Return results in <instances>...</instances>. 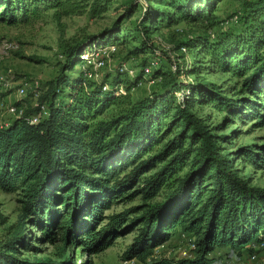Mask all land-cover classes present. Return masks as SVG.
Instances as JSON below:
<instances>
[{
  "label": "trees",
  "instance_id": "1",
  "mask_svg": "<svg viewBox=\"0 0 264 264\" xmlns=\"http://www.w3.org/2000/svg\"><path fill=\"white\" fill-rule=\"evenodd\" d=\"M219 1L143 0L134 23L141 39L130 53L156 57L151 25L180 19L200 22L206 28L203 33L188 34L172 49L191 54L188 64L173 67L166 53L158 58L168 67L144 57L134 76H122L116 69L107 77L87 78L91 70L81 66L80 57L86 41L94 37L90 40L97 46H105L125 40L129 34L123 33L121 21L139 2L131 0L99 36L63 46L58 75L16 100L22 113L0 127V188L19 192L22 204L17 219L0 237V264H57L21 256V249L32 245L28 225L50 239L59 230L65 244L82 232L81 241L96 252L107 247L128 221L126 226L136 224L138 230L123 255L141 264L224 263V258H239L264 243V186L241 175L233 157L264 165V143L225 150L221 142L228 136L213 132L218 125L211 127L193 110L210 104L223 114L220 125L238 118L254 119L264 127V0H242L235 10L237 24L227 29L221 26L227 19L215 14ZM40 6L62 13L81 10L78 0H0V20L14 23ZM105 8L102 1L91 4L94 13ZM213 26L222 28L211 36L207 29ZM205 58L215 70L235 77L234 84L222 88L204 81L199 73ZM145 68L156 80L155 88L132 100L130 91L143 79ZM181 74L192 76L182 79ZM118 101L119 108L96 119ZM129 163L130 170L120 177ZM150 169L154 170L143 175ZM135 179L142 181L134 192L142 193L143 199L162 188L161 197L143 203L135 217L128 215L130 209L122 210L110 214L106 226L93 229L104 206L123 195ZM82 221L86 225L80 231ZM176 225L190 234L194 254L149 260ZM70 263L65 258L60 264Z\"/></svg>",
  "mask_w": 264,
  "mask_h": 264
},
{
  "label": "rangeland",
  "instance_id": "2",
  "mask_svg": "<svg viewBox=\"0 0 264 264\" xmlns=\"http://www.w3.org/2000/svg\"><path fill=\"white\" fill-rule=\"evenodd\" d=\"M95 1L105 2V10L94 13L91 11V4ZM131 0H78L81 10L62 13L53 8L43 9L41 6L37 12H29L24 17H20L14 23H8L0 20V73L6 74L12 82L9 85L0 83V124L9 120L12 117L10 107L18 100V95L15 91L20 82L27 81V95L35 90V83L39 86H45V83L58 75L60 66L64 61L62 53L63 46H67L75 41H81L88 36H99V33L105 28L110 27L115 19L122 16V12L128 2ZM137 8L132 11L131 15L125 17L121 21L120 27L123 28V33L128 37L118 44H107L103 50L95 56L93 65L89 68L95 72V78H103L113 74L119 69L122 76H134L139 69L138 64L142 58L147 57L152 63L159 61V66L168 67V63L160 61L159 57H165L166 53L171 54V65L175 63L182 65L188 64L193 58L191 54H182L174 51L175 45L185 38L188 34L194 32L203 33L206 29L200 22H189L186 20H178L177 22L165 25V23L151 25L150 37L153 40V45L156 46L157 55L154 58L150 53L133 55L130 49L133 48L141 39V34L137 33L134 23L139 19L142 12L143 0H137ZM242 0H220L217 3L215 14L218 18L225 21L223 29L230 26H235L238 22L235 16V10L239 8ZM158 8H167L165 5L155 4ZM213 26L208 33L212 36L222 27ZM91 37L90 39H93ZM87 40L84 48L91 43L95 44V40ZM83 48V50H84ZM174 49V50H172ZM201 72L199 76L204 81H210L222 88H226L230 84H234L236 78L228 72L215 70L210 66L207 58L202 59ZM78 63L76 66H79ZM152 67H149L151 70ZM143 79L131 89L130 97L132 100L138 99L149 93L155 88L156 80L150 78L148 68H145ZM99 77H98V75ZM192 75H183L182 79H189ZM87 78L92 79L87 75ZM118 90L122 94L124 92ZM26 95V96H27ZM180 96V92H176ZM35 97L32 103H35ZM122 105V101L111 105L99 114L96 119L105 117L115 111ZM197 115L202 117L211 127H215L213 132L216 134H226L221 144L225 150L231 152L240 145L246 144H262L264 143V127L257 126L254 119H238L227 121L224 125L222 122V112L217 110L210 104H200L193 109ZM220 125V126H219ZM159 145H156L155 151ZM237 156V157H236ZM233 156L234 166L238 168L239 173L248 177L253 184L264 186V165H255L244 161L238 155ZM132 163H129L121 172L120 177L124 176L131 168ZM154 169H150L143 173L148 176ZM142 185V181L134 180L127 185L121 196L116 195L111 199L110 203L97 215V218L92 224L95 230L106 226L109 221L110 214L130 209L129 216L135 217L141 213L144 208L143 203L159 199L162 194V188L151 199H143L142 193L134 192L138 186ZM21 194L17 191H4L0 188V237H2L8 226L12 224L19 213L21 212ZM88 221V220H86ZM80 231H83L86 225L84 221L80 222ZM128 223V221H127ZM126 223V224H127ZM126 224L117 232L114 233L111 243L99 250H92L88 244L81 241L84 239L82 232H79L78 239L70 240L64 243L61 239V232L55 229L54 238L44 237L40 228L34 225L27 226V234L29 242L32 244L28 249H21V256L31 259H40L41 261L52 260L60 264L62 260L69 259L70 264H141L140 261L134 258H125L124 251L127 246L134 240L137 234V225ZM89 242V241H88ZM194 244L190 234L183 230L180 225H176L170 233V236L163 243L156 246L153 254L148 257L149 260L159 257L178 258L194 254ZM63 251V253H61ZM257 252V261L252 264H264V243L259 245ZM246 255V254H245ZM238 257V256H237ZM244 257V254L241 256ZM240 258V256H239ZM236 256L224 258L225 264H236L238 259Z\"/></svg>",
  "mask_w": 264,
  "mask_h": 264
},
{
  "label": "built area",
  "instance_id": "3",
  "mask_svg": "<svg viewBox=\"0 0 264 264\" xmlns=\"http://www.w3.org/2000/svg\"><path fill=\"white\" fill-rule=\"evenodd\" d=\"M104 46H97V41H95V44L91 43L88 47H85L84 50H82L81 54H80V57L81 59L83 60L82 63H81V66L83 68H86V67H91L94 63V59L95 56L98 54V52H100L101 50H103ZM182 50H185V47H182ZM95 72L90 71L87 73V75L91 76L93 79H97L95 78ZM98 75V74H97ZM99 77V75H98ZM12 80L11 79H8V77L6 76V74H3V73H0V83H4L6 85H9L11 84ZM29 86V83L27 81H23V82H20V85L17 86V88L15 89L17 95H18V99H21L23 97H25L27 94V88ZM37 86V83H35V88ZM120 90H122V92H124L123 88L120 87ZM37 94V92H35V95ZM10 110L12 111V117H15V116H18L22 113V110L23 108L22 107H19L15 104H13L11 107H10ZM9 118V120L11 119ZM8 120V121H9ZM8 121L0 124V127L6 125L8 123ZM263 243L259 244V245H262ZM259 245H253L255 251H253L252 253H247L246 255H244V257H241L238 259L237 263L236 264H252V263H255L257 261V248H259ZM214 264H217V263H214ZM218 264H224V263H218Z\"/></svg>",
  "mask_w": 264,
  "mask_h": 264
},
{
  "label": "crops",
  "instance_id": "4",
  "mask_svg": "<svg viewBox=\"0 0 264 264\" xmlns=\"http://www.w3.org/2000/svg\"><path fill=\"white\" fill-rule=\"evenodd\" d=\"M191 256V255H190ZM241 258V257H240Z\"/></svg>",
  "mask_w": 264,
  "mask_h": 264
}]
</instances>
